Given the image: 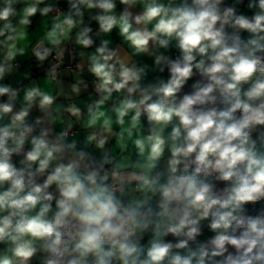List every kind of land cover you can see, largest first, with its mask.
<instances>
[{"label":"clouds","instance_id":"1","mask_svg":"<svg viewBox=\"0 0 264 264\" xmlns=\"http://www.w3.org/2000/svg\"><path fill=\"white\" fill-rule=\"evenodd\" d=\"M0 264H264V0H0Z\"/></svg>","mask_w":264,"mask_h":264},{"label":"crops","instance_id":"2","mask_svg":"<svg viewBox=\"0 0 264 264\" xmlns=\"http://www.w3.org/2000/svg\"><path fill=\"white\" fill-rule=\"evenodd\" d=\"M149 62H150V61H149ZM28 65H29V61H28V60H24V61H23V66H22V71L24 70V68L28 67ZM35 74H36V75H40V76L43 75V74H42L41 72H39V71H36ZM69 78H70V77H69ZM48 86H50V85H48Z\"/></svg>","mask_w":264,"mask_h":264}]
</instances>
